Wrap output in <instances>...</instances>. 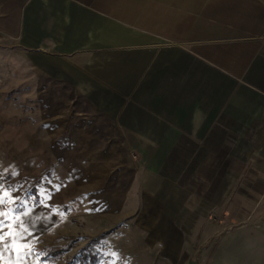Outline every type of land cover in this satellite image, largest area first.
I'll return each mask as SVG.
<instances>
[{
	"label": "crops",
	"instance_id": "obj_1",
	"mask_svg": "<svg viewBox=\"0 0 264 264\" xmlns=\"http://www.w3.org/2000/svg\"><path fill=\"white\" fill-rule=\"evenodd\" d=\"M0 48L137 157L141 251L264 264V0H0Z\"/></svg>",
	"mask_w": 264,
	"mask_h": 264
},
{
	"label": "rangeland",
	"instance_id": "obj_2",
	"mask_svg": "<svg viewBox=\"0 0 264 264\" xmlns=\"http://www.w3.org/2000/svg\"><path fill=\"white\" fill-rule=\"evenodd\" d=\"M21 55L0 48V170H16L6 186L20 185L12 196L35 209L24 264H111L109 252L115 264H162L141 251L137 157L81 93L40 77ZM16 259L14 246L0 264Z\"/></svg>",
	"mask_w": 264,
	"mask_h": 264
},
{
	"label": "snow or ice",
	"instance_id": "obj_3",
	"mask_svg": "<svg viewBox=\"0 0 264 264\" xmlns=\"http://www.w3.org/2000/svg\"><path fill=\"white\" fill-rule=\"evenodd\" d=\"M5 172H8V170H0V261L4 259V252L15 246L17 256L15 264H24L29 257L33 256L28 241V237L31 235L28 221L35 209L29 206L28 201L12 196V193H15L20 185L6 186L9 176L15 177L18 175L16 170L12 169L9 176H6ZM56 191H59V186L56 187ZM37 195L43 197L41 204L47 207L46 201L51 198L50 195L43 192ZM9 213L11 217H9ZM105 255L111 256V264H115V260L118 258L117 253L109 252Z\"/></svg>",
	"mask_w": 264,
	"mask_h": 264
}]
</instances>
